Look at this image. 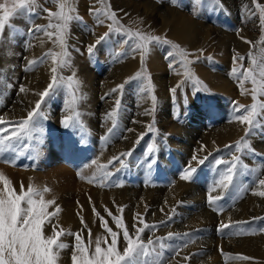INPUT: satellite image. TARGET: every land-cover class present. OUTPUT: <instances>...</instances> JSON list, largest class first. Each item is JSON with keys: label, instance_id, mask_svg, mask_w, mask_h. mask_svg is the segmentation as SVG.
I'll list each match as a JSON object with an SVG mask.
<instances>
[{"label": "rangeland", "instance_id": "1", "mask_svg": "<svg viewBox=\"0 0 264 264\" xmlns=\"http://www.w3.org/2000/svg\"><path fill=\"white\" fill-rule=\"evenodd\" d=\"M92 1L94 0H82V2L86 5V10L84 9L82 13L77 10V13L80 17H82L83 22L72 21L69 25V31L67 35V52L70 51L71 59L73 60L75 56L84 59L85 64H87L90 70L92 71L90 74L91 80L92 76H95L93 79L94 83L91 86L93 88L90 89L91 87H89V93L91 97L87 95H82V93H80L81 89L78 88V86L76 85H74L72 89H69L66 83L67 77H69V75L65 72V69L63 67H60L61 69L58 68L57 74L58 76L65 78L64 84L61 87L57 88L55 92L51 94L50 97H48L46 101L42 104L41 110L44 112L47 118L41 119L39 121L36 131L38 132V130L40 129L39 132L43 131V133L45 134V146H42V144H40V138L35 137V132L34 140L27 141V143L31 146L30 148H19L17 154L15 155H13V153L11 152H6L3 154L2 157H0V166H2V169L6 167L8 169L13 170L15 174L20 172L32 173L33 176L29 178L32 179L30 180V182L32 181L34 186L38 189H43L44 187L50 189V191L46 192L44 196L46 199H55L56 202L59 201V194H68L67 196L70 198L69 202L72 201V203L75 204L76 202L82 199V195L84 196L89 194V192H86L87 190H89L90 195H92L93 192L91 190H97L98 188L106 186V184H109V187L111 188H120L121 186L124 188L125 186L128 187L133 185H145L154 189L160 186H164L166 185V183H173L175 179L177 180V178H174V175H170V172L174 171L176 173L181 174L184 167L188 165V162H186L184 159L176 158V155L177 153H179V150L181 148L175 142H182V138L178 135L181 134V130L184 131L183 134L185 137H187L191 133L190 131H193L194 126L199 125L200 128L196 130V135H194V142H198L200 135L209 134L211 131L217 130L219 127L226 125V123L233 121L232 117L234 102H238L239 104L243 105H250L252 103L250 95L248 99L242 101L244 95H241V90L238 85L239 72H237L236 75H230L234 66L239 67V64L234 65L233 62V55L235 53H238L241 56H245L246 59L239 63H242L244 68L249 67L247 55L252 46L250 47V45L246 42V48L243 52L236 50L233 44L228 46V51H226L228 52L229 56H227V61H225L224 63L223 61L220 62L221 57H219V60V58L213 55L212 53H205V50H203V54L199 53L198 56L200 57V59H196V61H198L202 65V67L208 70L219 71V74L226 78L228 82H230L231 88L227 89H230V91L215 90L206 83L205 79L198 77L201 81H203L204 85L206 84L208 91H194L195 87L201 86L194 85V83L189 80L184 83L183 88L177 90L175 99H173L169 89L176 86L178 81H181L183 79L182 75L177 74V72L182 73L183 69L180 67L179 64H176L174 68H169L170 60L166 58L167 52L172 50L169 45L153 44L150 46V50L148 53H150V56L153 55L152 51H155L157 55L159 54V58L164 66L165 72L163 78L164 83H166V85L163 86L165 88V94L163 96L165 97L160 99V102H158L156 99L155 101L157 102H155V104H153V101L150 100L147 105H143L144 107L141 106L142 98H144V96L146 95L150 96L153 94L152 92L149 93L147 91L142 93L140 91V88L138 87L140 83L139 81H133L127 84L122 90V92L113 93L111 96L105 97V94L108 93L110 89L114 88L118 84H112V86L107 85L108 87H105L103 85L104 87L102 89L101 84L105 82L102 80L105 78L104 76L107 77L106 80H109V78L115 71L114 69H117L118 64H122L126 60L131 59V57L136 54V52H133L131 50L130 45L124 43V41L128 39V36H126L122 32H113L107 40H105L95 48L94 53L91 56L89 55L87 51L88 46L93 44L95 40L103 34V32H106L105 30L108 29L107 24L110 23V21L108 20H105L103 24L97 23L95 19L96 17L90 14L89 12L90 6H93L94 4L92 3ZM115 1L116 0H108L107 4L110 5L111 10L114 11L117 17L120 18V24L123 26V28L131 29L133 31H141V25H139L140 22L139 20H137L139 18H136L135 16H132L133 19L130 18V13L125 12L122 6H118V1ZM126 1L134 2L135 0ZM141 1H150L151 3L158 6H167L168 8L176 9L179 12L186 13L193 20H196L198 22L201 21V23L208 24L211 27L212 34L215 35L214 38L218 37L217 30L222 33H227V36L230 38H239V40L243 42L244 40H242L241 37L245 36L244 38H246L248 35L254 34L253 36L251 35V38L247 37L246 39L253 41V43L255 44L257 40L260 41L261 36L264 35V33H262L261 31V26L259 23V13L256 12L253 0H221L220 6H214L211 0H202L200 5H197L195 3V0H175V3H173L172 0ZM0 2H3V0H0ZM256 2L261 5H264V0H256ZM43 4L44 3L42 2L40 6L36 5V12L38 13L36 15L20 14L12 18L10 23L13 27H5L2 36H0V54L3 55V57L7 53V55H9L10 51L5 50L6 43H10V40L15 39L11 43L12 49H15L13 54L17 57L14 59L15 61H13L12 64L6 63L5 66L3 64V67H1L0 63V117H3L6 120H18L27 115H22L15 119L5 118V111L10 109V107L12 106L18 107L25 105L27 108L29 107L28 110H31L32 105L34 107L37 97L36 99L34 98L35 101H32V104H30L28 93L30 91L31 86L29 85L30 82H27L28 80L26 78L29 77L32 72L39 69V67L41 69V66L46 67L47 64H53V61L49 57L46 58L43 62L37 63L29 68L27 67L28 61L39 59L41 56H43L44 53H46L50 49L54 52L61 51L60 47L57 48V45H55L52 40H49L43 31H29L30 28L36 25H48V18L47 20L41 19L44 14H46L43 9L50 8L49 5L44 4V6ZM99 7H101L100 4H98V6H95V8ZM196 7L198 9L204 8L203 17L199 18L200 11L198 9V14H194L193 9ZM121 12L123 14L122 18ZM253 12H256V15H251V13ZM126 13H129L130 16H128V14ZM101 19L104 18L101 17ZM130 21L132 24L130 23ZM42 39L45 43L41 42ZM54 39L55 37H53V40ZM40 43L41 45H46L47 48H43V50H40L38 52V49L40 48ZM16 49H18V51ZM252 51L258 53L259 48H252ZM209 57H211V59H209ZM177 60H179V56H177ZM147 74L151 75L150 72H147ZM49 75H52V73H49ZM175 76H180L179 80H177ZM171 77L175 78L176 82L169 84L171 83L169 80V78ZM97 78L98 80H100L98 81ZM21 85L25 86L28 91L23 93L20 92L19 89ZM244 86L249 89L252 87L250 83H245ZM73 92H75L77 99L72 109H69L68 104L72 101ZM117 99L120 100V106L116 116L117 126L114 130V133L107 140H102L101 138L107 135L108 129L113 127L112 120L107 118V113H109L114 108L115 101ZM260 99L264 100V96L260 97ZM185 100L187 102H185ZM79 103H81V105L83 104L82 106L84 107L87 106L86 109L91 110L92 113H95L97 111V115L94 114V116L88 113V117H84L83 112H81L82 110H80ZM146 109H152L151 115L144 114ZM73 111L79 114L77 119L79 121L80 126L78 128L66 129L62 125V119L65 115L72 114ZM138 115L141 116L140 124L144 125L143 128L139 130L138 128H134L133 126V124L136 123L137 118L139 117ZM89 119H93L95 123H90ZM153 121L155 123V128L157 129L155 133L148 132L147 129V125L153 123ZM175 127L178 130H176ZM128 129H132L133 131L131 132H137L138 137H140L139 134L141 133H145V135L142 139H140L139 144L135 143L138 139L137 138L134 144L131 145V147L122 151L125 152L133 148L135 149L130 158H125L127 166L121 169V165L118 162H114L113 165H110L107 169V171L113 173V175L103 182L98 180L96 182L89 183L87 180L81 179V175L88 177L92 176L94 173L97 172V165L92 163L93 160H96L92 152L94 143L97 142L99 146L111 147L120 139H125L126 137H128L127 134L128 132H130L128 131ZM254 134L257 137H255L254 139L248 138L250 141L251 148L255 150L254 154L248 152L247 150H245L244 154L236 153L234 148H219L220 152L217 151L218 148L213 149L212 152H214L216 156L214 155L211 157V159H207L204 165L198 167L196 175L199 173L202 176L200 178H196L195 175V178L190 181L193 183L195 181L196 183L200 182L199 186L205 190V194H207L208 196L209 188L213 185V182L215 180L219 179L218 170L214 164V161L216 159L220 158L223 160H231L232 155H241L242 164L247 166V169L241 168L240 174L236 177L240 178L241 185L236 188L232 186V191L230 189L228 193L224 196V198L217 202L219 207H217V205L209 206L206 196V199L203 201V207L206 211L208 210V212H211V214L216 218L212 222V224H206L207 227L204 225H200L195 226L196 228L194 227V229L192 228V230H185L184 228H182V226L186 222L191 220L190 218L188 219V217H190L192 213H189L188 216H185V214L182 213L179 209H177V211L176 209H174L175 211H171L166 217L159 219L155 222L151 221L150 215H156V211L151 212V214L147 212L146 216L145 213L141 214L142 218L145 217L144 221H146L150 225H158L155 229L145 230V232L142 234V239L145 242L149 238L155 240L157 237L166 238L168 233L174 234L172 238L164 240L166 247L163 249V264H169V261L175 260L176 258L182 259L181 262L185 263L186 261L183 259V257L186 256L190 258H201L203 264H234L235 261H239L238 259L234 258L237 254H242L254 258L251 260H243L238 264H259V262H257V259L259 256H262V254H264V252L262 253L264 249H262L260 253L255 252V254L253 255V253H250V251L246 253L235 251L233 253V251L228 250V248H225V250L220 249V245H218V243L223 240H226L227 245H229L230 241H233L234 239L236 245V241L241 242V240L248 239V241H246L245 243L248 244L251 248L253 246L254 250H257L259 246L264 243V238H262V241L260 240L261 237H259L262 234L264 235V231H261V229H264V211L259 214H250L252 216H249V218L247 219L235 220L240 216V211L242 209L241 207L244 203L243 197L247 196L246 194L248 192L249 194H253V191L264 190L260 189L257 183H254V181H258V179L264 178V156L258 150V146L261 143L262 146H264V130L257 129ZM82 135L85 139L84 143L80 142ZM243 135L244 133L234 139L230 144L234 143ZM154 137L155 140H153ZM153 142L157 145L158 149L154 157L157 160V163L149 171L143 162L145 160L146 147L149 143ZM254 143L257 144L254 145ZM185 145L187 146V151L185 150L186 152L195 153L194 143L192 144L191 142L185 141ZM202 156V158L205 157L204 155ZM8 159L14 160V163H6L5 160ZM109 160L101 161L100 164H107ZM250 164L253 165L251 166ZM57 166L65 167L64 170L59 172H69L64 176H68V178L71 177L69 179H71L73 182L70 188H67V190H62L61 188H64L63 183H65L66 181V179L63 178L62 175L60 179L61 181L58 184L59 189L56 192L52 190L49 185L51 184L49 181L52 180L50 179L51 174L49 173L52 170H56ZM193 166H196V163H193ZM118 169L120 170L117 171ZM219 171H223L222 166L220 167ZM40 175L42 176L40 177ZM45 176L46 178H44ZM168 176L170 177L168 178ZM42 178H44L45 181L42 180ZM33 179L34 181H36L34 182ZM37 181L39 183L41 182V186L39 185V183H37ZM186 182L189 183V181ZM12 184L15 190L19 192L20 186H16L17 182H12ZM242 184H244V186L246 187V191L244 188H242ZM0 187H2V184H0ZM26 188L27 187H25V189ZM234 189L235 191L233 192ZM78 192H80V197L77 196ZM219 192L220 190L217 189L216 191L212 192V195H218ZM254 196V201L257 202L259 207V201L264 200V197H261L259 195ZM180 203L183 202L179 201L178 204ZM52 207H50L48 210L52 211ZM184 207L186 210L191 208L187 206ZM236 207L238 213L236 214V217L232 219L233 221H227L228 223H223L219 217L222 214L227 213L228 211L234 210V208ZM256 208L257 207H255V209ZM200 209L201 207L198 208V210ZM198 210L195 209L196 212H198ZM109 211L112 212V210ZM249 212L252 211H250L249 209ZM113 215L121 216L119 213ZM101 216H103L104 219L107 220L109 227H111L113 231H119L115 222L112 220L111 217L108 216L107 212L101 214ZM96 218L99 222V228H97L99 232L90 228V226L88 227L91 229L93 248L95 239L100 235L101 237L106 235L104 229L100 225L99 218L97 216ZM123 220L131 233L132 229L129 228V223L125 221L126 219L123 218ZM161 221H164V223H160ZM52 223H58V220L56 218H53ZM222 223L230 224L231 226L229 228L220 230V226ZM112 224H114V228ZM169 226H172L169 231L165 233L161 232V230L163 231L168 229ZM64 229L66 231H71L72 233H77L82 229V227H80L78 230L72 229L71 227H65ZM44 232L45 235H51V225L45 227ZM208 235H211L213 237V241H208L210 239V236L207 237ZM83 237L85 242H87V229L84 230ZM61 240L64 243H67L69 247L67 249L61 250L60 255H69V253L73 251V245L75 243L74 237L70 235H65L61 237ZM110 240L111 238L108 237L109 243ZM192 243L193 245H190ZM184 244H187V246L184 247ZM104 246L105 245L102 243V247ZM123 246L124 242L121 235V251L123 250ZM208 247H210L211 252H215V261L211 258V252L210 254L207 253V257L205 256ZM177 251L179 252V255H176ZM224 253L231 254V256L225 257V255H223ZM209 256L210 258L208 259ZM199 264H201V262H199Z\"/></svg>", "mask_w": 264, "mask_h": 264}, {"label": "snow or ice", "instance_id": "2", "mask_svg": "<svg viewBox=\"0 0 264 264\" xmlns=\"http://www.w3.org/2000/svg\"><path fill=\"white\" fill-rule=\"evenodd\" d=\"M57 5L55 11L51 9H43L47 13L49 23L47 26L36 25L29 29L30 32L43 31L49 40L59 46L61 51L54 52L51 49L43 54L39 59L28 61L27 67H32L37 63L43 62L46 58H51L53 61V67L50 69L52 75L48 85L36 93L39 99L35 101L34 107L27 111V115L18 120H6L0 117V157L6 152H11L13 155L17 154L19 148L28 149L31 146L27 143L29 140H34V133L37 131L39 121L46 119L42 109V104L46 101L55 90L64 84L65 78L58 76V68L69 67L70 60L66 59L69 56L67 52V35L69 31V25L72 21H82L75 8L74 0H53ZM175 3V0H172ZM202 0H195L197 5H200ZM214 6H220L221 0H211ZM256 12L259 13V23L261 31L264 33V5L259 4L256 0H253ZM97 3L101 5L99 8L90 7L89 12L96 17L98 24H103L105 20L111 21L107 25L108 31L100 35L93 44L89 45L87 51L91 56L94 53L95 48L102 42L107 40L113 32H122L128 39L124 41L125 44L130 45L133 52H139L140 54V70L133 76L127 77L121 84L116 85L110 89L105 97L111 96L113 93L122 92L125 86L133 81H139L138 87L143 93L145 91L151 93L154 86L151 83L150 75L147 74L145 67V58L150 50V46L155 45H169L172 50L167 52L166 58L170 60L169 68H174L176 64H179L183 69L182 73L177 72L178 75H182L183 79L178 81L176 86L169 89L173 99H175L178 89L183 88L184 83L191 80L194 85H200L201 87H195L194 91H208L207 86L203 84L198 77L192 73L190 65L194 62L189 57L192 55L187 50L180 47L179 44H175L168 40L166 37L153 35L151 33L143 32L140 30L125 29L117 18L114 11L111 10L106 0H97ZM37 0H3L0 2V36H2L5 27H13L10 23L11 19L17 15H36ZM194 14H197L196 9H193ZM256 12L251 15H256ZM103 17L104 19H101ZM53 37L55 39L53 40ZM244 42L248 43L252 48H259V52H253L252 48L247 55L249 61V67L244 68L242 62L246 59L245 56H241L238 53L233 55L234 65L239 64V67L234 66L230 75H236L239 72L238 85L241 90V95H250L252 103L250 105L233 103V117L232 120L238 122L244 127V135L241 136L232 144L225 145V148H234L236 153L244 154L245 150L251 153H255V150L251 148L249 137L255 133L257 129L264 130V100L260 97L264 96V48H260L259 45L264 43V35L261 36L260 41L255 44L253 41L247 40L241 37ZM203 54V49L197 50ZM120 55V54H118ZM179 56V60H177ZM196 59H200L199 56ZM211 59V57H209ZM146 81V83H145ZM78 84L75 80V73L72 76L67 77V87L73 88V85ZM245 83H250L252 87L246 88ZM20 92L28 91L25 86L21 85ZM104 98V97H102ZM75 92L72 94V101L68 104L69 109H72L76 102ZM153 104H155V95L151 96ZM185 102H187L185 100ZM120 100L115 101L114 108L107 113V118L112 120L113 127L108 129V133L102 140H107L113 133L117 126L116 116L119 110ZM152 109H146V115H151ZM78 113L75 111L70 115H65L62 119V125L64 128H78L80 126L77 119ZM148 132L155 133V123L147 125ZM128 131H133L128 129ZM145 133H141L138 137L136 144H139L140 139L143 138ZM155 140V137L153 138ZM81 143L85 142L83 135L81 136ZM201 145V151L204 150ZM135 149H130L120 153L117 156H113L107 164H98L97 172L92 176L85 177L81 175V179L87 180L89 183L96 181H106L113 173L107 171L110 165L114 162H118L121 165V169L126 167V159L130 158ZM157 145L149 143L146 147L144 165L150 171L157 163L154 158L157 152ZM219 151V149H217ZM211 153H209V156ZM208 156L199 158L196 154H193L188 165L184 167L180 174V178L184 181H192L198 171V167L204 165ZM6 163H14V160H5ZM193 162L196 166H193ZM93 164H97L96 160L92 161ZM218 170L219 179L213 182V185L209 188L207 201L209 206L217 205V202L222 200L228 193L231 187L235 184L236 177L240 174V169H247L246 165L242 164L241 155H232L231 160L216 159L214 161ZM223 167V171H219L220 167ZM118 169L117 171H119ZM261 189H264V178L254 181ZM0 264H58L61 250L67 249L69 245L61 240V237L70 235L74 237L73 251L71 255L72 264H163L162 255L163 249L166 247L164 240L173 237V233H168L166 238L157 237L155 240L149 238L146 242L142 239V234L146 229H155L158 225L149 224L140 214H136L137 223L133 225L134 232L129 231L128 227L124 223L121 216H114L111 211L105 208L108 216L115 222L119 231H113L107 220L93 207L94 214L99 218L100 225L104 229L106 235L98 236L93 240L91 229L88 228L84 222L83 217H80L82 229L77 233L66 231L58 223H52L53 218L59 217L61 208L56 204L55 199H45L44 193L49 192L50 189L44 187L38 189L32 184H29L27 188L21 184L19 192L13 187L12 181L8 176L0 172ZM220 190L218 195H212V192ZM254 195L264 197V190L253 191ZM54 206L52 211L48 209ZM118 212L123 213V206H118ZM222 210V209H221ZM163 211V209H161ZM79 216V212L77 213ZM170 219V217H169ZM160 223H164L161 221ZM240 223V222H236ZM48 225H51V235H45L44 229ZM230 224H221L220 230L229 228ZM88 231V240L85 242L83 237L84 230ZM264 231V229H261ZM122 235L124 246L123 250H120V237ZM189 235V234H184ZM108 237L111 238L110 243ZM102 243L105 245L102 247ZM184 247L187 244L183 245ZM179 255V252H176ZM225 257L231 256V254L224 253ZM190 257H183L186 261ZM234 258L240 260H251L252 257H248L242 254H237Z\"/></svg>", "mask_w": 264, "mask_h": 264}, {"label": "bare ground", "instance_id": "3", "mask_svg": "<svg viewBox=\"0 0 264 264\" xmlns=\"http://www.w3.org/2000/svg\"><path fill=\"white\" fill-rule=\"evenodd\" d=\"M107 1L108 0H106V2ZM116 1H118L119 7L122 6L124 8L125 12L130 13L131 16L129 15V13H126V14H128V16H130V18L133 19L132 16L139 18L137 20H139V22H140L139 25H141L140 26L141 31L151 33L153 35H157V36H161V37H166L168 40L172 41L173 43L179 44L180 47L187 50V52L191 53L192 55L189 58L191 60H193L194 62L190 65V68H191L192 73H194V75L196 77L205 79L206 83L208 85H210V87H212L215 90L226 91L228 88H231L230 82H228L226 80V78L221 76L219 74V71L208 70V69L202 67V65L198 61H196L195 56H198L200 53L197 50L203 49V50H205V53H212L213 55L217 56L218 58L221 57L220 62L223 61V63H224L225 61H227V58H228L227 56H229V54L227 52L228 46L233 44L234 47L236 48V50L243 52L246 48L245 42L239 40V38H234L233 36H232L233 38H230L227 36V33H222L218 30H217L218 37L214 38L215 35L212 34L211 27L208 24L201 23V21L198 22L196 20H193L186 13L179 12L176 9L168 8L167 6L166 7L158 6V5L151 3L150 1L142 2L141 0H135L134 2L133 1L128 2L126 0H124V1L123 0H116ZM42 2L45 5L46 4L49 5V8L53 11H55L57 8V5L53 2V0H37L36 5L40 6V4H42ZM74 2H75L76 10H79L80 13H82L84 9L86 10V5H85V3L82 2V0H74ZM92 3H94L95 5L93 4V6H90V7H95V6H98V4H99V3H97V0L92 1ZM195 9L197 11L198 8L196 7ZM198 10L200 11L199 12V18L203 17L204 8H199ZM197 14H198V12H197ZM122 15L123 14L121 12V18H122ZM47 18L48 17H47V13H46V14H44V16L42 17L41 20H47ZM117 18L120 22V18L119 17H117ZM110 23H111V21H110ZM130 23H131V21H130ZM136 24H138V23H136ZM107 30L108 29H106L105 31H107ZM100 32H102V31H100ZM243 34H244V32H243ZM251 35H248L247 37L251 38ZM14 40H10V43H6L5 50L10 51L9 55H7L8 53L6 54L7 56L4 54L6 57L5 56L3 57V55L0 54L1 55L0 61H2V62H0L1 67H3L2 66L3 64L5 66L6 63L12 64L13 61H15L14 59L17 58L16 55L13 54L15 49L14 48L12 49V43L11 42H13ZM257 41H259V40H257ZM38 42H40V41H38ZM41 42H43V39ZM43 43H45V42H43ZM39 46H40V48L38 49V52L40 50H43V48H47L46 45H44V44L41 45V43L39 44ZM259 47L264 48V43L260 44ZM57 48H59V46H57ZM11 49H12V51H11ZM16 50L18 51V49H16ZM68 53H69V56L66 57V59L70 60V66L69 67H63L65 69V72L69 76H72L73 73H75V80L78 81V84L74 83V85L78 86V88L81 89L80 93H82V95L90 96L89 90L93 88L91 86L94 83L93 79L95 76L94 77L92 76V80H91L90 74L92 71L90 70L89 66L87 64H85L84 59L79 58L78 56H75V58L72 60L70 57V55H71L70 51H68ZM152 54H153L152 56H150V53L147 54V56L145 58V67H146L147 72L151 73V75H150L151 81H152V85L154 86V88L152 90V94L155 95L157 101L160 102V99L165 97V96H163L165 94V88L163 86L166 85V83H164V78H163L165 71H164V66H163V64L159 58V54L157 55L155 53V51H152ZM219 60H220V58H219ZM50 62H51V60H50ZM52 65L50 63V64H47L46 67L41 66V69L39 67V69L32 72V74L26 78L28 80L27 82H30L29 85L31 86L30 91L28 93V98H29L30 104H32L31 103L32 101H35L36 97H37V99H39V96L36 95V93L43 91V89L50 82L51 75H49V73H51L50 69L52 68ZM140 67H141L140 54H139V52H136V54H134L131 57V59L126 60L122 64H118V67H117V69H114L115 71L113 72L112 76L109 78V80L107 79L108 81L106 80L107 77L104 76L105 78L102 80L105 82L103 84H101V88L103 89L104 86L108 87L107 85L112 86V84H116V83L120 84L127 77L134 75L137 71H139ZM59 69H61V68H59ZM160 78H161V81H160ZM175 78L177 80H179L180 76H175ZM175 78H172V77L169 78V80L171 82L169 84L175 83L176 82ZM23 79H25V78H23ZM97 80H98V78H97ZM66 83H67V81H66ZM97 84H96V86H97ZM173 85H175V84H173ZM89 87H91V88L89 89ZM227 91H230V89ZM25 96H26V94H25ZM151 96L152 95L144 96V98H142V101H141V106L147 105L148 102L151 100ZM248 98H249V95H244V98L242 101H245ZM157 101H155V102H157ZM79 104H80V110H82L81 112H83L84 117H88L87 116L88 113H90L92 115H94V114L97 115V113H96L97 111L95 113H92L91 110L86 109L87 106L86 107L82 106L84 103L82 105H81V103H79ZM12 107H10V109L5 111V113H4L5 118L15 119V118L20 117L22 115L23 116L26 115L27 111H29L28 110L29 107L27 108L25 105L18 106V107L16 106L13 108ZM32 107H33V105H32ZM140 118H141V116H139L137 118L136 123L133 124L134 128H138V130L143 128V126H144L143 124H140L141 123ZM89 121H90V123H95V121H93V119H89ZM176 127H175V129L178 130ZM244 127H245V125H241L235 121L228 122V123H226V125L219 127L217 130L211 131L209 134L200 135L198 142H194V140H195L194 135H196V130H198V128H200L199 125H195L193 128V131H190L191 133L187 137L184 136V134H183L184 131L181 130V134H178V135L182 138V142L181 143L175 142L181 148L179 150V153H177L176 158L177 159L182 158L186 162H189L191 160V156H193V154H196L199 158H202L203 157L202 155H204V156H208V159H211V157L215 155V153L212 152L213 149L225 148V145L230 144L234 139H236L237 137H239L240 135H242L244 133ZM39 130H38V132L35 133L36 134L35 137H37V138L39 137L40 138L39 139L40 144H42V146H45V141H46V138H44L45 134L43 133V131L39 132ZM127 135H128V137H126L125 139H120L117 143L113 144L111 147L99 146L97 144V142L94 143L92 152H93L94 157L96 158V161H97V164H95V165L100 164L101 161L109 160L113 156L119 155L124 149L131 147V145L134 144V142L138 138V133L137 132L134 133V132L130 131V132H128ZM255 137H257V136L255 134H252L249 137V139L250 138L254 139ZM185 141L191 142L192 144L194 143L195 153L194 152L193 153L192 152H186L187 146L185 145ZM255 144H257V143H254V145ZM201 145L205 146L203 151H201ZM42 146H40V147H42ZM258 150L264 156V146H262V143L258 146ZM209 153H211L210 156H209ZM193 163H195V162H193ZM95 165H93V166H95ZM250 165L252 166L253 164H250ZM1 167L2 166H0V171L2 172V170H3L2 173H5L10 178V180H12V182L16 181L17 187L21 186V184H23L24 187H27L29 183L33 184L32 181L30 182V180H32V179H29L31 176H33L32 173L20 172V173L15 174V172L13 170L8 169L6 167L4 169H2ZM64 169H65V167L57 166L56 170H54V171L52 170L49 173V174H51L50 179H52L51 181H49L51 183L49 185H50L51 189L56 191V192L59 189L58 184L61 181L60 179H61L62 175H63V178L66 179V181H65V183H63L64 188H61V189L67 190V188H70L72 186L73 181L71 179H69L71 177L68 178V176H64V175L68 174L69 172L68 173L59 172V171H62ZM253 170H254V168H253ZM170 175H174V178H177V180L175 179L173 183H166V185L163 184L164 186H160V187L154 188V189L151 187H147L145 185H143V186L133 185V186H128V187L125 186L124 188L122 186H121L122 188L121 187L120 188H117V187L111 188V187H109V184H106V186H104L102 188H98V189L96 188L97 190H91L93 192L92 195H90V191L87 190L86 192H89V194L84 195V196L82 195V199L79 200L78 202H76L75 204L72 203V201L69 202L70 198L67 196L68 194H59V198H58L59 201L56 202V204L59 203V206L61 208V212L59 214L58 219L57 218L56 219L58 220V223L63 228L71 227L72 229L78 230L80 227H82L81 226V220H80V217L82 216L84 222L87 224L88 227L90 226V228L94 229L95 231H98L97 228H99V222H98L95 214L93 215V207H95V210L97 212H99L100 214L106 213L105 208H107L108 210H112L111 213H113V214L119 213L120 215H122L123 218L126 219L125 221L129 223L128 226L130 229H132L131 231L134 232L133 225L137 223L136 219H134L136 217V214L141 215V214L145 213V216H146L147 212L151 214V212L156 211V215H150L151 221L155 222L159 219L166 217L168 215V213H170L171 211H175L174 209H176V211H177V209H179V210H181L182 213L185 214V216H188L189 213H192V215L190 217H188V219L190 218L191 220L186 222L182 226V228H184L185 230H187V229L192 230V228L194 229L195 226H200V225L206 226V224H212V222L216 218L211 214V212H208V210L206 211L203 207L204 206L203 201L206 199L207 194H205V190L199 186L200 182L196 183V181H195L194 183L193 182L188 183V182H186L180 178V173H176L174 171L170 172ZM41 176L42 175H40V177ZM46 176L44 178H46ZM201 176L202 175L198 173L196 175V178H200ZM169 177L170 176H168V178ZM44 178H42V180H44ZM196 180H199V179H196ZM33 181H34V179H33ZM37 183H39V182L37 181ZM40 183H39V185L41 186ZM240 185H241V182H240V178L238 177V178H236L235 184L233 186L236 188V187H239ZM242 185H243L242 188H244L246 191V187L244 186V184H242ZM231 191H232V189H231ZM234 191H235V189L233 190V192ZM242 193H244V192H242ZM60 195H62V196H60ZM246 195L247 196L243 197L244 203L241 207L242 209L240 211V216H239V218H236L235 220L247 219V218H249V216H252L250 214H256V213L259 214V213H262L264 211V200L259 201L260 206L258 207L257 202L254 201V199H255V198H253L254 195L249 194V192ZM77 196L80 197V192L77 193ZM44 198H45V196H44ZM179 201H182L183 203L178 204ZM118 206H123V213L122 214L120 212H118V210H117ZM184 206L191 207L192 210H191V208L186 210ZM200 207H201V209L198 210V208H200ZM255 207H257V208L255 209ZM52 208H54V206ZM161 209H163V211H161ZM195 209H197L198 212H196ZM249 209L252 212H249ZM78 212L80 214L79 216L77 215ZM194 212H196V213H194ZM237 213H238V210L236 207V208H234V210H231L225 214H222L219 218L223 223H228L229 221L230 222L233 221L232 219L234 217H236ZM182 216H183V214H182ZM143 219L145 220V217ZM112 226L114 228V224H112ZM209 226H211V225H209ZM188 227H190V228H188ZM171 228H172V226H169L168 229L163 230V231L161 230V232L165 233V232L169 231V229H171ZM208 229H209V227H208ZM98 232H97V234H98ZM209 236H210V239L208 241H213V237L211 235H208L207 237H209ZM259 237H261L260 240H262V238H264V235L262 234ZM246 241H248V239L241 240V242L236 241L237 244L235 245V241L233 239V241H230L229 245H227V241L223 240V241H220V243H218V245H220V249L225 250V248H228V250L233 251V253L235 251H240L241 253L242 252L246 253V252L250 251V253H253V255L255 254V252L260 253V251L262 249H264L263 248L264 243L262 245H260L257 250H254L253 246L251 248L248 244L245 243ZM211 244H212V242H211ZM190 245H193V243ZM208 245H209V243H208ZM210 252H211L210 247H208V250H207L205 256L207 257V253L210 254ZM263 252L264 251H262V253ZM211 253H212L211 258L214 259V256H215L214 253L215 252H211ZM71 255H72V252H70L69 255H66V256L60 255L59 260H58V264H72ZM209 258H210V256L208 257V259ZM176 259L169 261V264H185V263L186 264H199V262H201V264H203L202 263L203 261L201 260V258H196V257L189 258L188 260H186L185 263L181 262L182 259H180V258H176ZM238 260L239 261H235L234 264H238V263L243 261L240 259H238ZM214 261H215V259H214ZM257 262H259V264H264V254H262V256L258 257Z\"/></svg>", "mask_w": 264, "mask_h": 264}]
</instances>
